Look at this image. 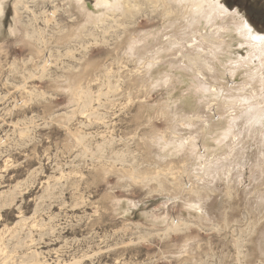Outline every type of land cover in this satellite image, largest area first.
<instances>
[{"label":"rangeland","instance_id":"1","mask_svg":"<svg viewBox=\"0 0 264 264\" xmlns=\"http://www.w3.org/2000/svg\"><path fill=\"white\" fill-rule=\"evenodd\" d=\"M16 1H7L0 36V264H261L264 210L252 199L263 179L246 170L229 193L216 183L211 222L164 235L166 223L152 219L187 217L173 183L188 184L192 170L166 171L179 159L155 147L170 140L172 93L144 80L126 44L80 28L70 1L24 0L18 15ZM218 1L264 36V0ZM139 24V33L159 26ZM75 77L90 102L72 96Z\"/></svg>","mask_w":264,"mask_h":264},{"label":"bare ground","instance_id":"2","mask_svg":"<svg viewBox=\"0 0 264 264\" xmlns=\"http://www.w3.org/2000/svg\"><path fill=\"white\" fill-rule=\"evenodd\" d=\"M7 1L0 0L2 37L5 32L1 30V20ZM23 1L14 3L15 14L18 15ZM65 1L74 4L83 18L80 28L92 25L102 31L104 43V38L113 36L117 46L126 44V55L136 58L146 74L144 80L167 87L172 93L171 101L177 111L168 128L170 140L160 137L155 140V147L164 159H179L165 164L166 171L186 163H192V170L186 173L188 184L173 183L180 197L186 194V198L180 199L187 217L171 221L162 216L152 219L156 224L166 223L163 234L186 232L192 227L201 229L206 221L211 222L217 205L210 204L213 212L209 214L210 206L206 204L214 200L216 183H222L229 193L246 170L256 179H263L262 188L253 194L251 203L264 210V39L258 38L264 36L248 23L242 26L243 18L238 14L221 12L218 0H96L91 9L86 0ZM141 18L148 23L156 21L159 26L139 33ZM80 28L76 31L81 32ZM94 32L89 30L88 34L95 35ZM236 48L246 50V59L234 52ZM89 69L90 66L85 73ZM235 76L242 81L233 85L229 79ZM78 82L75 77L69 83L72 96L90 102V95L79 91ZM183 86L188 88L184 95L180 93ZM182 108L191 112L181 115L186 112ZM201 110H206V115ZM250 189L245 191L252 193ZM124 215L130 216V209ZM261 236L262 245L264 235Z\"/></svg>","mask_w":264,"mask_h":264},{"label":"snow or ice","instance_id":"3","mask_svg":"<svg viewBox=\"0 0 264 264\" xmlns=\"http://www.w3.org/2000/svg\"><path fill=\"white\" fill-rule=\"evenodd\" d=\"M220 10H221V12L226 11V9L224 8L223 5L220 6ZM240 23H241L242 26H245V25H246V21L243 20V19H241ZM258 38H260V39H264V37H258ZM261 264H264V244H262V251H261Z\"/></svg>","mask_w":264,"mask_h":264}]
</instances>
